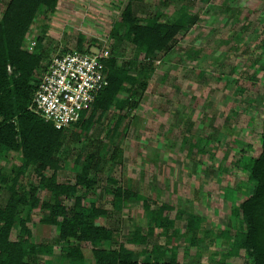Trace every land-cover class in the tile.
<instances>
[{
  "label": "rangeland",
  "instance_id": "rangeland-1",
  "mask_svg": "<svg viewBox=\"0 0 264 264\" xmlns=\"http://www.w3.org/2000/svg\"><path fill=\"white\" fill-rule=\"evenodd\" d=\"M1 1L4 8L9 0ZM130 1L141 17L161 12L164 21L178 16L183 8L200 15L191 29L180 33L169 53L158 54L156 73L140 106L123 119L116 137L108 138L109 155L97 173V188L88 195L89 201L111 211L110 217L99 223L114 228L115 241L133 250L140 246L129 244L127 237L138 227L143 234L150 230L143 200L126 202L122 210L114 208V195L106 191L107 179L113 177L118 186H131L154 207L163 202L172 204L171 218L183 211L167 234L156 227L149 238L150 251L153 245L164 247L162 260H168L176 250L180 262L252 263L243 250L235 255L228 251L234 236L244 230L233 211L255 186L244 163L261 152L264 0H169L164 8L162 0H60L54 13H39L24 46L33 51L41 36L45 49L55 55L63 48L76 49L83 34L85 49L103 58L114 50L119 64L128 62L137 56L135 46L127 39L117 43L111 30ZM117 113L109 111L84 141L70 147L67 163L63 162L58 174L60 183L75 182L77 156L82 153L83 161L92 148L91 141L106 139ZM118 145L122 161L115 162L111 153ZM20 163L14 154L7 161L1 160L0 166L11 171V166ZM52 172L47 170L46 175ZM27 176L28 185L38 180L35 172ZM8 195L6 189H0V205L6 203ZM41 196L48 195L42 192ZM189 213L204 218L195 244L185 233ZM43 214L41 209L34 211L29 223L32 240L53 244L57 257L64 246L57 241L55 226L40 223ZM175 229L179 234H173ZM82 246L85 264H95L90 245ZM104 246L109 247V243Z\"/></svg>",
  "mask_w": 264,
  "mask_h": 264
},
{
  "label": "trees",
  "instance_id": "trees-1",
  "mask_svg": "<svg viewBox=\"0 0 264 264\" xmlns=\"http://www.w3.org/2000/svg\"><path fill=\"white\" fill-rule=\"evenodd\" d=\"M59 2L9 0L3 8L0 0V161H7L14 154L21 160L20 165L11 166V171L0 166V189L9 193L6 203L0 205V264H85L87 257L82 243L90 245L95 264H204L180 262L176 250L171 252L168 260H162L166 253L161 245H153L149 250V238L154 228L167 234L176 218L183 215V211L178 210L176 217L171 218L170 213L175 209L172 204L163 202L154 207L131 186H118L113 177L107 179L109 187L106 191L114 195L115 209L122 210L124 204L132 200H143L150 230L143 234L138 227L127 237L129 244L140 246L139 250H133L115 241L114 228L99 223L109 218L111 211L88 199L98 186L100 165L109 155L108 138L115 136L123 119L140 106L156 73L158 54L169 53L180 33L197 23L200 13L193 15L183 8L178 16L162 21L161 12L141 17L134 4L128 2L120 21L112 28L111 36L117 43L127 39L135 46L137 56L119 64L117 55L111 50V55L102 59L109 84L97 94L91 109L83 111L77 122L57 128L53 122L29 109L53 55L45 49L41 36L37 37L33 51L24 45L39 13L44 10L54 13ZM161 2V8H164L169 0ZM120 29H124L122 35H119ZM84 42L85 36L81 34L76 49H85ZM71 50L63 48L58 53ZM112 109L117 110L118 115L113 128L107 131L106 139L91 141L92 148L83 161V155L79 153L74 183H60L58 174L67 163L70 147L84 141ZM261 141L260 154L247 157L244 163L255 186L233 211L244 230L234 236L233 247L228 252L235 255L243 250L252 258V263L245 264H264V122ZM111 157L115 162L122 161L119 145L113 149ZM47 170H52V174L46 175ZM31 172L37 174L38 180L28 185L26 177ZM42 192L48 196L42 197ZM37 209L44 212L40 223L55 226L57 241L64 246L57 257H54L53 244L32 240L29 223ZM203 220L195 213H189L187 217L185 233L193 244L198 241L195 236ZM176 233L179 231L175 229L173 234ZM106 243L109 247L104 246ZM47 256L51 258L46 259ZM55 258L62 262H55Z\"/></svg>",
  "mask_w": 264,
  "mask_h": 264
},
{
  "label": "built area",
  "instance_id": "built-area-1",
  "mask_svg": "<svg viewBox=\"0 0 264 264\" xmlns=\"http://www.w3.org/2000/svg\"><path fill=\"white\" fill-rule=\"evenodd\" d=\"M102 59L87 49L53 55L29 109L57 128L77 122L109 84Z\"/></svg>",
  "mask_w": 264,
  "mask_h": 264
}]
</instances>
